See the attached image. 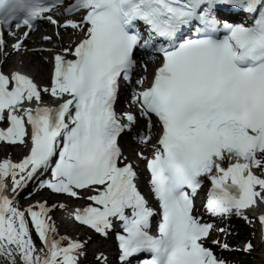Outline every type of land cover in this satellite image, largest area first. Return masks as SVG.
Masks as SVG:
<instances>
[{"label": "snow or ice", "instance_id": "obj_1", "mask_svg": "<svg viewBox=\"0 0 264 264\" xmlns=\"http://www.w3.org/2000/svg\"><path fill=\"white\" fill-rule=\"evenodd\" d=\"M41 20L53 47L28 49ZM22 48L51 53L50 82L0 70V142L26 150L0 159V264H82L87 230L112 240L118 264H235L206 244L234 217L257 221L264 246V0H0V56ZM126 132L143 145L131 156ZM29 183L84 203L22 207ZM94 259L108 264L100 247Z\"/></svg>", "mask_w": 264, "mask_h": 264}, {"label": "bare ground", "instance_id": "obj_2", "mask_svg": "<svg viewBox=\"0 0 264 264\" xmlns=\"http://www.w3.org/2000/svg\"><path fill=\"white\" fill-rule=\"evenodd\" d=\"M43 25L45 27H42V30L40 33L30 34L31 36L28 37L27 40H25L23 43L26 45L29 43H32L31 48H38L41 44H44L46 48L53 47L52 44H45V42L41 40V34L52 35L55 29L49 26L48 23H44ZM60 32L64 38L62 43L64 44V46H67V41H68L69 34L71 33V31L64 30ZM31 38L33 39L32 41H31ZM5 39L8 40L7 38ZM11 40H14V39H11ZM45 56L51 57V53L49 51H43L42 53H38V52L33 53V52H30L29 50L23 49V51H20L19 54L11 52V54L9 55L7 59H4L3 56H0V61H3V63L0 64V67H2L3 65L4 67L21 68L22 70L28 71L29 73L33 74V76L37 79L38 82L44 83L47 75L49 77L48 68H49V62H50V59L49 61H44L42 59V57H45ZM152 66H153L152 63L149 62V68H151ZM131 147L140 149L143 147V145L141 143H138L136 145L131 143ZM2 152L5 153V150L0 149V157L3 154ZM126 153H127V150H126ZM109 248H110V244H108L106 250H108Z\"/></svg>", "mask_w": 264, "mask_h": 264}, {"label": "rangeland", "instance_id": "obj_3", "mask_svg": "<svg viewBox=\"0 0 264 264\" xmlns=\"http://www.w3.org/2000/svg\"><path fill=\"white\" fill-rule=\"evenodd\" d=\"M48 70H49V68H48ZM47 72V71H46ZM48 73V72H47ZM47 77H48V75H47ZM47 77H46V79H47ZM6 152V151H5ZM42 197V196H41ZM59 218V217H58ZM57 218V219H58ZM67 232H69L68 230H66ZM251 236L254 238V236L251 234ZM253 243L254 244H256V241H254V239H253ZM239 246V245H238ZM91 247L92 248H95V246H93V245H91ZM104 248V245L102 246V248L101 249H103ZM258 254V248L256 247V250H255V252L252 254V258L250 259V264H261V260H260V258L258 257V256H256ZM254 255V256H253Z\"/></svg>", "mask_w": 264, "mask_h": 264}]
</instances>
